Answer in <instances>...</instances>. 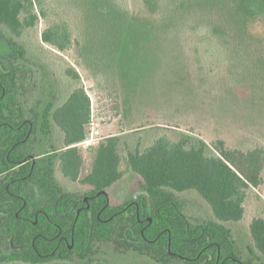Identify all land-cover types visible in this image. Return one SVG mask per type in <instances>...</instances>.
<instances>
[{
  "label": "trees",
  "instance_id": "1",
  "mask_svg": "<svg viewBox=\"0 0 264 264\" xmlns=\"http://www.w3.org/2000/svg\"><path fill=\"white\" fill-rule=\"evenodd\" d=\"M75 1L83 5L84 29L103 33L98 59L85 60L94 70L106 64L107 72L114 71L117 62L125 77L126 50L134 39L129 30L151 22L157 39L184 46L195 63L222 65L233 83L264 77V39L246 34L247 21L264 13V0H139L137 13L117 0ZM49 8L47 0H0V264H108L96 256V244L103 242L161 264L173 258L185 264L264 262V218L250 221L244 253L229 225L243 218L247 190L262 181V147L242 150L217 141L215 151H208L201 141L160 135L128 153L126 166L141 192L119 201L115 185L127 169H120V137L111 136L96 149L91 170L80 176L77 144L86 139L89 95L76 87L63 101L53 93L39 107L44 65L32 62L24 43L26 29L39 17L47 20ZM47 23L40 41L60 52L70 49L67 22ZM88 36L83 33L76 43L80 56V42ZM64 73L79 78L71 65ZM54 128L62 133V146L37 153L39 136ZM58 175L78 181L84 193L67 189ZM183 192L195 193L209 207L207 219L191 218L179 196Z\"/></svg>",
  "mask_w": 264,
  "mask_h": 264
},
{
  "label": "rangeland",
  "instance_id": "2",
  "mask_svg": "<svg viewBox=\"0 0 264 264\" xmlns=\"http://www.w3.org/2000/svg\"><path fill=\"white\" fill-rule=\"evenodd\" d=\"M117 1L130 13L141 11L139 0ZM47 3L50 7L47 20L39 17L34 27L26 29L24 43L29 48L28 57L32 62L40 61L44 65L41 68L43 96L39 95V107L53 93H59L63 101L76 87H82L89 95L86 139L77 144L82 154L80 176L91 170L96 149L111 136L121 140L118 152L122 170L127 169L128 153L142 150L160 135L172 140L201 141L208 151L214 150L217 141H222L228 148L264 149V77L257 75L255 79L233 83L222 65L216 66L207 60L195 63L184 46L177 42L172 44L162 37L157 39L154 24L147 15H144L145 19L152 25L133 26L129 30L128 36L134 39L129 41V50H126L130 55L127 66L122 67L126 76L120 74L117 62L114 71L107 72L106 64L94 70L85 60L95 63L93 61L98 59L103 33L97 29H84L88 24L85 19L82 23L81 3L75 0H47ZM60 20L67 22L72 37V47L63 52L40 41L41 30L47 22ZM82 30L89 36L80 42L83 55L80 56L76 43L82 39ZM92 31L95 33L90 34ZM246 34L264 39V13L247 21ZM180 40L184 44L188 42ZM135 52L139 58L135 57ZM68 65L76 68L78 79L64 73ZM39 139L41 143L35 148L37 153L50 145L62 146V133L57 128L49 136L42 135ZM124 173V178L115 185L119 201L141 192L133 185L137 176L129 168ZM261 176V183L247 190L243 218L229 224L243 253L250 243V221L256 216L264 218V170ZM58 178L67 189L78 195L84 193V186L78 181L71 182L60 175ZM179 196L187 203L185 210L193 220L209 217V207L195 193L183 192ZM95 248L96 256L104 258L108 264H161L134 250H115L108 242L98 243ZM167 264L185 263L173 258ZM255 264L264 262L255 261Z\"/></svg>",
  "mask_w": 264,
  "mask_h": 264
}]
</instances>
